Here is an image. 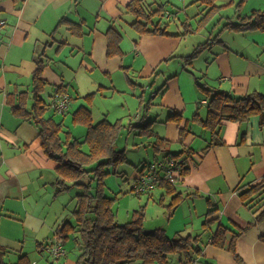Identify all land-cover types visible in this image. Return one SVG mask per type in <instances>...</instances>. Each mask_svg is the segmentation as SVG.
I'll return each instance as SVG.
<instances>
[{
    "label": "crops",
    "instance_id": "crops-1",
    "mask_svg": "<svg viewBox=\"0 0 264 264\" xmlns=\"http://www.w3.org/2000/svg\"><path fill=\"white\" fill-rule=\"evenodd\" d=\"M129 1L0 0V246L10 251L7 263H16L19 256L28 255L26 249L39 244L40 251L44 252L53 243L48 242L52 233L70 222L71 214L62 206L63 200L59 201L61 194H56L58 163L45 155L39 128L16 117L7 103L8 93L31 91L36 58L44 53L48 60L43 73L49 83L46 88L52 87L55 94L58 87L64 86L72 96L71 106L62 118L78 101L83 103L80 106L92 111V103L88 105L84 99L90 93L126 94L138 85L132 79V72L139 77H152L155 71L159 72L155 76L154 100L145 102L143 95H139L136 103L125 101L123 111L133 109L134 119L131 116L127 124L123 120L126 116L111 121L121 119L124 130L138 134L142 129L134 125L142 118L140 109L147 103V120L152 119L151 129L156 137L168 141L167 150L180 153L190 148L194 151V156L188 159V174L176 184L178 193L184 197L191 195L184 201L193 207L189 209L192 222L187 235L202 234L206 220L217 221L203 233L200 253L195 254L192 264H237L232 252L211 245L210 238L218 223L232 234H239L255 219L256 215L243 204L236 189L264 179V125L260 116H253L242 124L228 121L219 130L222 144L209 147L210 132L201 126L200 120H195L196 116L205 119L208 104L196 77L203 76L204 86L234 96L264 94V31H223L190 65L184 57L204 42L203 39L211 37L205 34L208 28L185 36L140 35L131 27L135 18L125 12ZM216 4L224 6V17L234 21H239V15L249 16L254 10H264V0H217ZM194 5L199 7L198 12L184 21L177 12L180 8L166 7L168 14L164 19L174 21L176 28L174 31L169 27L172 33L194 31V23L202 13L200 5ZM127 16L133 20L129 22ZM63 18L69 22L58 28ZM71 21L82 25L84 36L71 33ZM113 24L123 34L122 54L108 57L106 32ZM116 74L125 75L127 83L115 84L112 79ZM79 75L83 81L78 79ZM82 83L86 84L88 94L80 92ZM89 83L94 86L91 88ZM175 113L182 117L181 122L169 120ZM103 116L107 118V114ZM153 124H160L157 131ZM185 125H189L192 134L180 142V130ZM154 140L151 137L144 142L152 145ZM138 175L137 171L134 183ZM156 190L161 191L160 199H164L165 189ZM147 195L154 200L153 192ZM213 208L217 212L206 215ZM262 235L264 220L237 239L236 250L243 264H264ZM173 256L177 259L174 262H178V255Z\"/></svg>",
    "mask_w": 264,
    "mask_h": 264
},
{
    "label": "trees",
    "instance_id": "trees-1",
    "mask_svg": "<svg viewBox=\"0 0 264 264\" xmlns=\"http://www.w3.org/2000/svg\"><path fill=\"white\" fill-rule=\"evenodd\" d=\"M216 1H194L192 4L203 6L201 17L197 21L194 31H187L182 34L172 33L169 30L170 22H163L168 14L163 3L157 5L156 2L149 0H130L125 6V12L135 18L131 23V27L140 35L185 36L192 32L197 33L207 29L211 24L217 28L224 20L225 22L221 25L219 33L223 31L237 33L264 31V10H254L249 16L239 15V21H234L230 17H224V14H222L224 6H218ZM240 5L241 2L236 8L238 9ZM188 20L190 21L191 18H188ZM65 22L69 21L63 18L58 28ZM187 24L190 25L191 23ZM184 27L186 29V25ZM69 30L77 37H82L85 34L80 23L71 21ZM106 36L108 40V57L121 55L122 32L113 24L108 28ZM218 36L219 34L213 38L209 37L208 40L197 45L190 55L184 57L186 64L193 65V61L211 45V42H215ZM47 62L44 53L38 55L36 70L32 75L31 91L8 93L7 103L16 117L39 128L41 146L45 155L58 163L55 182L56 194H62L72 188L80 189L76 193V207L73 211L76 224L66 222L56 232L57 241L65 246L66 240L72 236L80 251L75 264H169L174 262L172 261L174 258H171L174 257L173 255H178V262L182 264H192L195 254L200 253L199 244L202 242L203 233L207 232L217 220H206L202 225V234L200 235L184 236L177 233L174 237H169L163 228H155L149 233H145V210L143 207L134 212L129 222L120 223L114 210L116 199L107 196L102 186L104 185V177L110 173L107 167L126 160L125 150L117 148V141L125 126L121 119L111 122L104 118L99 122H94L92 111L82 105L74 111L73 119L77 124L86 127L87 133L84 140L80 141L77 138H74V140L64 139L61 135L64 122H57L55 116L65 115L68 110L63 114H55L50 107L51 99L48 102L42 97L46 86L49 84L47 79L43 77ZM154 75H159V72L155 71ZM202 78L203 76H198L196 81L208 100L207 114L205 119H198L196 116L195 120H200L201 126L210 132L209 147L222 144L218 137L219 130L228 121L242 124L253 116H260L261 125H264L263 93L254 92L244 96H234L225 91L204 86L201 83ZM65 88L60 86L55 93L67 92ZM95 96L96 93H90L84 96V99L91 104ZM147 107L148 105L142 106L140 112L143 116L139 119V123L134 126L142 129L138 133L139 135L150 138L155 137L152 146L156 155L154 161L137 167L139 175L132 188L135 192L140 175L146 172L151 164L161 160L176 161L180 171L177 183L183 180V177L190 170L188 159H191L195 154L190 148L180 153L167 150L168 141L156 137L151 129L153 122L147 120ZM169 120L181 122L182 117L175 113L169 117ZM190 134H192V131L189 125H185L180 130V142H184ZM84 144L88 145V151L83 150ZM261 181L262 183H260ZM261 181L246 188L239 187L236 189L243 204L256 215L254 221L241 229L239 234H232L221 223H218L216 231L210 238L211 245L232 252L237 264H243L236 250L237 239L242 233L264 220V179ZM95 183L96 186H94ZM177 183L161 179L156 188L165 189V194L172 197L169 205L163 204V197L159 201L161 205L169 210L171 215L187 197L191 196L184 197L181 193H178ZM216 212L217 209L213 208L206 215ZM260 240L264 242V235L260 237ZM38 246L41 250L42 245L39 244ZM9 252L8 249L0 246V264H11L6 262ZM12 264H31V261L28 255L23 254L19 256L16 263Z\"/></svg>",
    "mask_w": 264,
    "mask_h": 264
},
{
    "label": "rangeland",
    "instance_id": "rangeland-1",
    "mask_svg": "<svg viewBox=\"0 0 264 264\" xmlns=\"http://www.w3.org/2000/svg\"><path fill=\"white\" fill-rule=\"evenodd\" d=\"M159 4L163 3L165 4V8L169 10H174L177 8H180L181 11L177 12L181 15L180 18L182 21L186 19V17L194 15L198 12L199 7L197 5H189L190 3L196 1V0H155ZM188 6V10L185 11V7ZM203 8L200 6V10ZM176 12V11H174ZM224 14V12H222ZM127 18L132 21V16H127ZM163 22H166L164 19ZM177 22V20H176ZM225 22V20H224ZM223 22V23H224ZM222 23V24H223ZM196 25V23H194ZM221 24V25H222ZM170 28L171 30H176L174 21L170 22ZM221 25L217 28L211 24L208 29L205 31V34H207V37L216 36L219 33V29L221 28ZM212 32H214L212 35H210ZM207 40V39H206ZM202 41H205L204 39ZM132 79L138 84L135 87H131L130 90L126 93H119L117 92H109V93H101L98 94L92 104L90 105L92 111H93V119L94 122H99L100 120L104 119L105 117L103 114H107V118L111 120H116V118L126 116L123 119L125 123L127 124L132 116L134 119L135 111L131 109V111L127 110L126 112L123 111V105L125 101H127L129 104L136 103V97L139 95H143L145 102H148L149 100H154L153 93L156 91L154 87L157 84L156 77H144L140 76L137 73H131ZM78 79L83 81L78 76ZM86 79L85 81H87ZM95 82H99L98 79H94ZM125 75H118L116 74L112 81L115 82V84L120 83H127L125 81ZM160 83V82H159ZM81 85L80 92L83 94L86 93V84ZM89 86L92 88L94 85L89 83ZM150 88V89H149ZM52 87H47L46 91L43 93V98L45 101L49 100V96L53 93ZM149 89V90H148ZM74 93V91L72 90ZM90 93V92H89ZM50 94V95H49ZM82 101H78L76 104H74L71 107V112L67 114L64 118H62V115H56L55 120L57 122H64V129L63 133L61 134L64 139L74 140V138L79 139L80 141H83L85 138V135L87 133V129L84 126H81L74 122L73 119V113L74 111L80 107V104ZM87 103V102H86ZM83 104V103H82ZM88 104V103H87ZM89 105V104H88ZM147 105V103H145ZM143 105V106H145ZM108 112L110 113V116H108ZM130 112V116H129ZM152 120V119H148ZM139 120L136 121V123ZM115 122V121H111ZM160 124L156 126V124H153V127L157 131V128H159ZM163 130V129H162ZM139 133V132H138ZM199 133V132H198ZM162 134V133H161ZM198 135V134H197ZM199 138V137H198ZM150 137H145L143 135H139L136 133H130L128 130H123L118 141H117V148L119 150H125L126 154V160L124 162H121L117 165H109L107 167L108 173L104 177V185L102 186L104 189V192L107 196L116 199L114 203V210L117 214V219L120 223H126L129 222L132 219V216L135 211L139 210L140 208H144L145 210V220H144V227L145 230H153L155 228H163L166 230V233L169 237H174L177 233L185 234L187 235L189 230L187 228L191 225V217L189 214L190 210H193V207L190 205L187 206V202H183V204L178 206L175 209L174 214L171 215L168 209L164 205L160 204V196L161 191H153V199L149 198V195L147 194H136L135 191L132 190L134 186V175L137 172V167L141 166L144 162H152L154 161V156L156 155L155 150L153 146L148 142H144L145 140H149ZM84 151H88V145L84 144L83 146ZM258 183V182H257ZM262 183V181L260 182ZM254 185V184H253ZM96 186V183L94 184ZM76 188H72L69 191H66L62 193L59 196V201H62V206L65 209H68L67 211L71 214L69 216V221L75 225L76 220L73 216V211L76 207ZM169 195H166L163 199V204L169 205L172 201V198H169ZM264 203V201H263ZM190 209V210H189ZM192 236H195V234H192ZM58 240L56 233H52L50 240L48 242H56ZM65 249L66 254L63 258L59 260H55L53 257H50L46 250L40 251L39 247H33L28 248L27 254L29 255V259L31 261V264H75L80 251L78 244L75 242V240L71 237L66 240L65 243ZM46 252V253H45ZM17 258V255H15ZM174 258V257H171ZM170 258V259H171ZM18 260V259H16ZM177 259L174 258L172 261H176Z\"/></svg>",
    "mask_w": 264,
    "mask_h": 264
},
{
    "label": "built area",
    "instance_id": "built-area-1",
    "mask_svg": "<svg viewBox=\"0 0 264 264\" xmlns=\"http://www.w3.org/2000/svg\"><path fill=\"white\" fill-rule=\"evenodd\" d=\"M71 96L67 93H55L51 97L50 107L55 114H63L71 106ZM179 165L174 160H161L149 166L146 172L140 175L136 185L137 194L152 193L161 179L177 183ZM47 254L55 260L63 258L66 254L65 246L56 241L50 243L46 248ZM169 264H182L180 262H170Z\"/></svg>",
    "mask_w": 264,
    "mask_h": 264
},
{
    "label": "water",
    "instance_id": "water-1",
    "mask_svg": "<svg viewBox=\"0 0 264 264\" xmlns=\"http://www.w3.org/2000/svg\"><path fill=\"white\" fill-rule=\"evenodd\" d=\"M151 230H145V233H149Z\"/></svg>",
    "mask_w": 264,
    "mask_h": 264
}]
</instances>
